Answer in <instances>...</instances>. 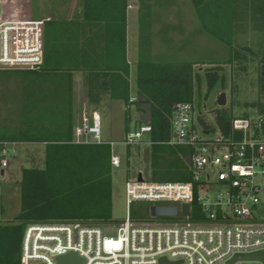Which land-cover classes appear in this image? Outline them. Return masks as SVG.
<instances>
[{"label":"built area","instance_id":"1","mask_svg":"<svg viewBox=\"0 0 264 264\" xmlns=\"http://www.w3.org/2000/svg\"><path fill=\"white\" fill-rule=\"evenodd\" d=\"M50 17H7L0 0V68L38 69L44 56L43 27ZM173 138L169 144L190 147L192 180L152 181L143 177L126 182L128 208L135 201L155 206H177L186 221L133 222L129 214L117 227L116 237L102 226L81 220H54L27 225L21 247V264H58V257L76 252L85 264H228L238 253L264 250V118L235 117L232 133L220 130L209 136L194 123V105L175 104ZM152 125L145 122L123 141L126 145L149 143ZM240 133L241 136L237 137ZM79 143H107L97 113L86 117L75 130ZM112 144V143H111ZM0 170L15 154L14 142L0 143ZM112 166L121 160L112 155ZM213 188L219 191L212 195ZM206 220H193V202ZM190 214L183 215V204ZM157 217V216H152ZM176 217V216H174ZM106 230L115 228L107 225ZM234 264H263L241 260Z\"/></svg>","mask_w":264,"mask_h":264},{"label":"trees","instance_id":"2","mask_svg":"<svg viewBox=\"0 0 264 264\" xmlns=\"http://www.w3.org/2000/svg\"><path fill=\"white\" fill-rule=\"evenodd\" d=\"M191 1L204 23L207 20L213 27L215 22L221 26L223 33L218 36L229 45L231 56L227 61L211 63L205 67L204 75L196 68L197 63L192 61L156 63L142 59L139 62L138 97H145L152 104L153 110L149 122L152 130L147 137L152 147L151 177L162 182L192 180V171L186 157L192 154L193 149L168 143L173 138L175 104L190 102L194 105L204 79L208 86L207 97L220 82L222 89H226L225 65L232 64L241 54L231 40L234 22L236 19L241 23L247 22L250 1L264 9V0ZM128 5L129 0H85L86 19L117 23L118 28L121 26L125 49ZM33 71L22 70L25 75ZM12 97L15 100V96ZM138 97L132 100L130 96L128 66L126 88L121 99L129 109L133 104L139 107L141 101ZM17 106L14 107L16 119L10 122L12 124L3 126L0 123V143H46L45 166L23 168L22 178L15 185L20 200L17 209H12V206L10 209L6 194L0 192V216L3 218L0 219V264H21L22 241L30 223L60 219L96 224L107 222L112 217L111 144L76 142L74 115L69 105L37 99L25 104L23 94ZM211 112L215 123L210 124L199 116V124L209 132L220 130L229 136L235 118L230 108L215 107ZM138 119L142 121L140 117ZM240 136L238 133L237 137ZM197 195L193 202L192 219L206 220Z\"/></svg>","mask_w":264,"mask_h":264},{"label":"crops","instance_id":"3","mask_svg":"<svg viewBox=\"0 0 264 264\" xmlns=\"http://www.w3.org/2000/svg\"><path fill=\"white\" fill-rule=\"evenodd\" d=\"M24 1L28 2L30 9H36L33 6V0ZM130 1L127 7L124 49L121 26L118 28L117 23L86 19L85 0H52L46 15L42 16V18L50 17L43 27V62L38 69L25 75L23 80L25 104L30 103L32 99H37L46 102L54 100V103L58 101L69 105L73 111L76 130L86 117L97 113L102 118L103 113L116 109L117 102L125 104L121 97L126 88L128 66L130 67V96L134 100L138 97V90L134 94L131 86L132 66L135 63L138 73V65L142 59L156 63L190 61L180 59L186 57L183 46L190 42L188 32L193 29V13L190 11L177 13L175 10L153 7L144 11L145 4L150 5L151 2L153 5L155 0H140L145 7L142 9ZM134 8L139 10V33L137 55L134 59H130L129 12ZM32 15L35 13L29 16ZM197 16L206 32L229 47L227 42L218 36L223 33L218 22H215L213 27L207 20L204 23L198 13ZM143 17L147 20L142 21L140 18ZM241 24L236 19L231 30V40L236 49L238 47L235 46V37L237 33H241ZM177 26L180 28L177 29ZM246 27L247 60L249 64L264 67V9H260L252 1L248 4ZM203 32L200 29L195 39L206 42ZM200 34L201 37H199ZM257 34L259 38L254 41L253 36ZM177 49L179 55L183 56L178 58L172 56L169 50L176 52ZM229 51L231 53L230 47ZM163 53H166V56ZM153 57L161 61H156ZM261 72H264V69ZM136 106L133 104L131 108ZM141 113V111L136 112L135 125L139 124L138 118ZM83 139L84 137L78 138L74 133L76 142ZM14 143L16 152L19 151L18 146L27 144ZM4 173L2 172L3 175Z\"/></svg>","mask_w":264,"mask_h":264},{"label":"rangeland","instance_id":"4","mask_svg":"<svg viewBox=\"0 0 264 264\" xmlns=\"http://www.w3.org/2000/svg\"><path fill=\"white\" fill-rule=\"evenodd\" d=\"M130 2L139 5L140 9L145 8L144 3L142 4L140 0H131ZM50 3H52V0H33V6L36 9L33 8L32 10L28 7V2L25 3L24 0H4L5 14L7 17L13 18L19 16L30 17V14L35 13V15L31 16L32 18H42V16L46 15ZM150 5L145 4L146 8L143 10L148 11L153 7L155 9L175 10L177 13L182 11H190V13H193V29L188 32L190 42L183 46V52L186 59L184 58L180 60L195 61L197 63L196 68L203 75L205 67L209 66L212 62H223L231 56L229 47L224 42L205 31L202 23H200L191 0H155V3L152 5L150 2ZM138 14L139 10L137 8L131 9L129 12L130 59H134L137 55L139 33ZM144 14H146V12H144ZM140 19L142 21L147 20L145 17ZM176 28L178 29L180 27L177 26ZM246 28V23H242L241 33H237L235 37V46L238 47L241 53L240 56L237 57L232 64L225 65L226 89H222L220 82L207 97L208 86L207 81L204 79L201 85V92L199 94L197 93L198 95L194 101V123L200 132L204 131V127L199 124L198 117H203L210 124L215 123L214 115L211 112V109L220 107L218 104V98L222 92H225L227 95V103L224 106H228L230 108L234 117H245L248 115L256 122L260 118H264V72H261L264 67L249 64L247 60L246 45L248 34ZM200 29L204 31L203 33H205L207 39L206 42L203 40L200 42V40L195 39L196 36L199 35L198 32ZM199 37H201V34ZM257 38H259L258 34L253 36L254 41ZM178 49L176 52L172 50L169 51L172 53V56H176L178 58L179 56H183L179 55ZM166 53H163L164 56H166ZM156 58L153 57L154 60L161 61ZM22 70L27 69L10 67L0 68V123H2L3 126L16 119L14 107H18L17 103L23 99V80L25 74ZM137 74V64L135 63L132 66L131 79V86L134 94H136L138 90ZM13 95L15 96V100L12 97ZM122 103L117 102L116 109L103 113L101 118L102 139L110 144L112 143L113 155L118 156L121 160L120 166L113 167L112 171L113 185L111 220L96 223L102 226L107 235L112 237H116L117 227L127 218L128 214L133 222L152 220L155 222L173 223L187 220L181 216L152 217L150 208L153 204L146 201H135L128 208L125 187L126 182L130 178H136L140 173H142L143 177L146 179L152 181L158 180L151 177L153 175L151 145L149 143H138L132 145H126L123 143L126 136L136 130H139L138 126L144 124L145 121H138L139 124L135 125L134 119L136 117V112L140 111V109L138 106L128 109V107ZM213 134L214 132H210L209 136H213ZM146 135L148 137V134ZM261 135L264 138V131H262ZM18 147V152H15V154H12L11 152L7 156L9 166L6 168L4 175L0 170V192L6 194L7 204L10 209V206H12V209H17L20 206V200L15 185H17L22 178L23 168H43L45 166L46 154L44 144L27 143ZM190 168L191 170H194V167L191 165ZM218 191V188H213L211 194L215 195ZM13 203H16L17 205H13ZM0 219L3 218L0 216ZM108 224L114 225L115 228L106 230Z\"/></svg>","mask_w":264,"mask_h":264},{"label":"water","instance_id":"5","mask_svg":"<svg viewBox=\"0 0 264 264\" xmlns=\"http://www.w3.org/2000/svg\"><path fill=\"white\" fill-rule=\"evenodd\" d=\"M138 99L141 101L139 105V109L142 113L139 115L141 120L145 122H150L153 117L152 104L146 100L145 97L139 96ZM227 103V95L225 92H222L218 98V104L220 106H224ZM188 163L190 164L191 159L190 156L186 157ZM4 172V171H2ZM139 180H143L142 173L139 174ZM151 216H165V217H174L178 214L177 206H169V205H160L155 206L152 205L150 208ZM183 215L187 216L190 214V204H183ZM241 260H254L259 261L264 264V250L251 252V253H238L234 257H232L228 264H234L237 261ZM163 264H165V259H162ZM58 264H85V259L81 257L76 252H70L66 255H62L58 257Z\"/></svg>","mask_w":264,"mask_h":264}]
</instances>
